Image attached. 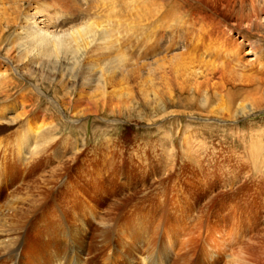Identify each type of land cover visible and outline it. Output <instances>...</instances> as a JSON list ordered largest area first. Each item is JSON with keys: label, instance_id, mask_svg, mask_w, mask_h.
Returning a JSON list of instances; mask_svg holds the SVG:
<instances>
[{"label": "bare ground", "instance_id": "6f19581e", "mask_svg": "<svg viewBox=\"0 0 264 264\" xmlns=\"http://www.w3.org/2000/svg\"><path fill=\"white\" fill-rule=\"evenodd\" d=\"M193 2L208 11L189 18L172 16L165 0H0V264H68V238L74 244L75 264H93L96 258L107 264L110 237L117 241L112 264L117 263L116 249L130 241L137 244L138 251L149 253L146 257L136 255L132 249L136 245L128 246L136 255L133 260V255L127 257L129 264L170 263L167 260L172 245L168 241H163L159 252L162 259L158 255L155 263L148 259L155 254L151 231L143 223L121 226L115 234L102 218L97 220L93 209L73 208L64 196L51 198L49 186L53 190L67 186L66 181L54 179L51 170H43L26 182L15 181L12 175L18 168L28 171L40 160H46L44 168L48 167L49 156L60 147L56 144L62 126L59 116L68 113L78 122L96 115V103L104 107L112 101L108 88L116 86L115 79L120 77L123 82L146 68L152 71L150 66L156 60L144 64L142 57L130 59L120 49L116 30L122 23L146 22L145 57L173 48L188 52L159 60L158 69L164 71V90L170 99L175 85L179 93L186 89L200 95V103L207 105L210 92L214 96L222 94L227 83L235 82L238 76L242 86L232 87L244 91L248 104L245 99L246 104L240 101L236 113L229 114L232 98L227 93L218 108L223 113L216 114L237 120L264 107V56L260 60L254 55L256 46H250L244 54H253L254 58L247 64L239 58L252 28H261L264 0H239L240 8L236 12L232 9L229 21L223 20L216 9L221 1ZM244 6H248L247 12ZM171 42L175 44L170 46ZM245 70L248 74L238 73ZM165 72L176 75L171 84ZM11 128L18 131L8 135ZM63 141L61 145L68 140ZM46 175L51 180L43 179ZM92 223L96 227L90 235L88 225ZM33 235L40 236L38 245ZM240 236V231L232 239L214 235L205 244L206 258L216 262L226 256L233 264H242V259L243 264H254L255 258L251 261L242 256L246 254L244 247L237 257L227 256L231 245L238 249Z\"/></svg>", "mask_w": 264, "mask_h": 264}, {"label": "rangeland", "instance_id": "374dc122", "mask_svg": "<svg viewBox=\"0 0 264 264\" xmlns=\"http://www.w3.org/2000/svg\"><path fill=\"white\" fill-rule=\"evenodd\" d=\"M219 1L217 11L223 20L229 21L232 9L238 11L240 2ZM165 4L166 10L176 17L189 18L208 11L193 0H165ZM243 9L247 12L248 6ZM260 18L261 28L257 31L252 28L239 51L241 63L247 64L255 54L260 60L264 56V11ZM134 22L117 26L118 44L130 59L142 57L144 64L156 60L150 66L152 71L146 68L123 82L120 77L115 79L116 86L108 88L112 101L104 107L96 103V115L78 122L68 113L65 117L59 116L62 126L56 144L60 149L51 148L54 153L49 156L48 167L44 168L46 160H40L28 171L16 169L12 177L26 182L43 170H51L53 178L66 181L67 186L57 190L49 186L50 197L64 196L73 208L93 209L97 220L102 218L115 234L121 226L143 223L151 231V249L155 255L147 258L154 259V263L156 255L162 259L159 252L163 250V241H168L172 245L168 252L169 264H193L195 260L196 264H233L226 256L216 262L209 261L205 244L214 235L218 239L222 236L221 239H232L240 231L238 249L231 245L233 248L230 247L227 256L237 257L244 247L247 254L242 255L244 258L253 261V257L254 264H264V107L237 120L216 114L223 113L218 108L226 101L227 93L232 98L229 114L236 113L240 101L248 104L244 91L238 88L242 86L238 76L235 82L227 83V90L222 94L214 96L210 92L207 105L200 103V95L186 89L179 93L175 85L170 99L164 90V71L158 69L159 60L188 52L173 48L162 50L152 58L145 57L146 22ZM239 40L238 37L236 41ZM250 46H256L257 50L254 55H245ZM238 73L246 75L248 71ZM167 74L164 76L171 84L176 75ZM233 85L238 87L234 89ZM17 131L18 128H11L8 135ZM64 139L63 142L68 141L61 145ZM43 179L51 180L47 175ZM88 226L91 235L96 225ZM32 239L35 245L41 240L39 235H33ZM111 239H108L110 251L114 250L113 245L117 246V241ZM250 244L252 251L248 248ZM131 245H136L132 248L136 255H148L149 251H138L137 244L131 241L119 246V250L129 257L134 253L128 247ZM117 251L116 264H125ZM69 256L67 263L75 264L77 258L67 253ZM94 263L102 264L99 258Z\"/></svg>", "mask_w": 264, "mask_h": 264}]
</instances>
